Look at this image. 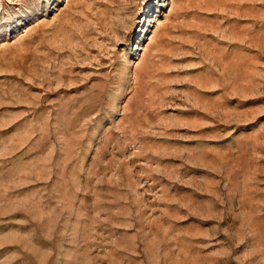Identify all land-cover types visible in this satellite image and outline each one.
<instances>
[{"label": "rangeland", "instance_id": "rangeland-1", "mask_svg": "<svg viewBox=\"0 0 264 264\" xmlns=\"http://www.w3.org/2000/svg\"><path fill=\"white\" fill-rule=\"evenodd\" d=\"M0 264H264V0H0Z\"/></svg>", "mask_w": 264, "mask_h": 264}]
</instances>
